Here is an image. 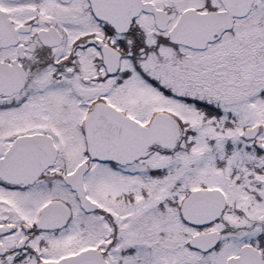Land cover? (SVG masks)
Masks as SVG:
<instances>
[{
  "label": "snow or ice",
  "instance_id": "1",
  "mask_svg": "<svg viewBox=\"0 0 264 264\" xmlns=\"http://www.w3.org/2000/svg\"><path fill=\"white\" fill-rule=\"evenodd\" d=\"M0 264H264V0H0Z\"/></svg>",
  "mask_w": 264,
  "mask_h": 264
}]
</instances>
